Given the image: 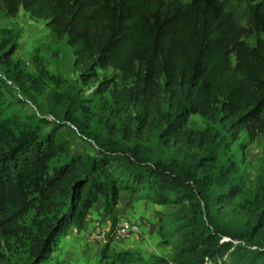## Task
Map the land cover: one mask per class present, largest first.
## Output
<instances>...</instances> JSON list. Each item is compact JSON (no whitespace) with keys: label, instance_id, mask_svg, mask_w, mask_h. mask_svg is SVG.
I'll return each instance as SVG.
<instances>
[{"label":"trees","instance_id":"obj_1","mask_svg":"<svg viewBox=\"0 0 264 264\" xmlns=\"http://www.w3.org/2000/svg\"><path fill=\"white\" fill-rule=\"evenodd\" d=\"M0 8L10 17L23 9L57 38L66 35L80 81L94 95L109 96L117 111L137 107L138 131L160 129L165 141L204 152L177 170L103 153L57 165L65 141L57 129L41 134L0 122V213L35 205L25 264H61L66 230L83 223L100 193L110 192L113 210L121 191L179 206L166 217L173 255L121 249L108 255L106 244L94 260L78 264H264V195L253 198L252 216L231 230L219 222L223 213L214 214L230 209L244 186V160L229 150L242 131L254 139L263 130L264 0H0ZM108 68L121 84L100 78ZM72 98L75 109L82 97ZM194 113L213 129H188ZM125 121L130 132L133 118Z\"/></svg>","mask_w":264,"mask_h":264},{"label":"rangeland","instance_id":"obj_2","mask_svg":"<svg viewBox=\"0 0 264 264\" xmlns=\"http://www.w3.org/2000/svg\"><path fill=\"white\" fill-rule=\"evenodd\" d=\"M236 5L244 8L245 3L236 1ZM254 42V34L249 33L245 37L246 46L251 47ZM74 59L67 36L57 38L46 26L45 20L35 19L23 9L17 16L10 17L0 8V122L4 121L15 130L38 128L41 134L57 129L56 133H60L65 140L64 152L58 155L57 165L74 155H79L81 161L86 162L89 157L103 153L118 161L132 155V161L174 164L173 169L177 170V167L191 161L194 154L204 153L195 147L165 141L159 135L160 129L151 133L138 131L136 123L140 110L130 105L126 112H120L111 106L109 96L101 98L94 95L92 88L80 81ZM98 73L100 78H109L114 80V84H121L119 73L112 68L101 69ZM77 94L82 97V102L73 109L77 101L72 95ZM127 114L133 118L130 132H124ZM186 127L202 131L214 126L201 113H194L189 116ZM262 127L263 130L254 139L242 131L240 139L229 150L236 158L244 160L241 170L245 179L233 206L222 212L214 211L216 217L223 213L219 222L229 230L251 217V201L257 195H264V113ZM116 174L114 172L113 176ZM110 195V192L100 193L87 210L83 223L66 230L65 242L59 246L57 254L59 263L92 261L106 244H109L107 254H111L115 250L111 242L120 241L112 235L119 221L118 214L128 204H134L132 206H135L137 215L131 220L141 226L145 223L138 220L141 210L149 213L150 217L159 218L160 221L156 220L155 224H159L161 237L166 238V245L172 243L166 217L177 211V204L154 205L149 200L140 201L129 192L121 191L120 204L109 211ZM15 215L14 211L0 213V264H25L28 257L29 239L35 231V205ZM145 224L149 225L150 221ZM140 237L145 239L143 228ZM253 240L259 242L257 236Z\"/></svg>","mask_w":264,"mask_h":264},{"label":"crops","instance_id":"obj_3","mask_svg":"<svg viewBox=\"0 0 264 264\" xmlns=\"http://www.w3.org/2000/svg\"><path fill=\"white\" fill-rule=\"evenodd\" d=\"M120 198H118V205L120 204ZM140 201H148L146 199H140ZM150 202V201H149ZM151 204H156L153 202H150ZM134 205V204H132ZM128 204L127 206L124 207V209L121 211V213L117 210V213L119 212V221L118 223L121 222H134L133 219L136 213L134 212L135 206H132ZM140 214V221L147 223L150 221L149 225H146L144 223L143 226H140L143 228V233L145 230V239L141 240L140 236H129L126 239L120 240L118 242L113 241L111 242V246L114 249L117 250H134L138 251L140 253L144 254H153V255H158V256H164L167 258H170L173 255V243L171 244H164L163 243V238L161 237L158 229H159V224H155L156 220L160 221L159 218L156 219L153 216L150 217L149 213H146L145 211H142L139 213ZM127 218V219H126ZM130 219V220H129ZM117 223V224H118ZM146 228H149L148 232L146 231ZM144 235V234H143Z\"/></svg>","mask_w":264,"mask_h":264},{"label":"built area","instance_id":"obj_4","mask_svg":"<svg viewBox=\"0 0 264 264\" xmlns=\"http://www.w3.org/2000/svg\"><path fill=\"white\" fill-rule=\"evenodd\" d=\"M142 234V228L139 222H121L116 224L112 235L116 240H123L129 236H140Z\"/></svg>","mask_w":264,"mask_h":264}]
</instances>
